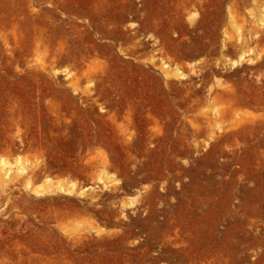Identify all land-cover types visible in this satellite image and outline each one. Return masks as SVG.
Listing matches in <instances>:
<instances>
[{"label":"rangeland","instance_id":"1","mask_svg":"<svg viewBox=\"0 0 264 264\" xmlns=\"http://www.w3.org/2000/svg\"><path fill=\"white\" fill-rule=\"evenodd\" d=\"M1 162L0 264H264V0H0Z\"/></svg>","mask_w":264,"mask_h":264},{"label":"bare ground","instance_id":"2","mask_svg":"<svg viewBox=\"0 0 264 264\" xmlns=\"http://www.w3.org/2000/svg\"><path fill=\"white\" fill-rule=\"evenodd\" d=\"M241 61V58H238V60L236 61H232L231 62V67H234L236 66L239 62ZM162 70H165L168 68L167 64L163 63L162 66H161ZM4 164L1 162L0 163V184H4V180L7 176V170L4 169ZM17 170L19 171V173H21L22 171H24L22 168H17ZM59 191H63L62 188L59 189Z\"/></svg>","mask_w":264,"mask_h":264}]
</instances>
